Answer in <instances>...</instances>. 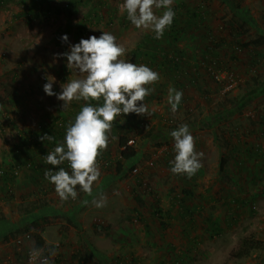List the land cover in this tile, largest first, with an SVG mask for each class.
<instances>
[{
  "label": "rangeland",
  "instance_id": "rangeland-1",
  "mask_svg": "<svg viewBox=\"0 0 264 264\" xmlns=\"http://www.w3.org/2000/svg\"><path fill=\"white\" fill-rule=\"evenodd\" d=\"M48 1V5L34 9L28 17L24 7L16 2L0 7V58H3L0 60V128L4 129L0 133V166L7 168L18 164L19 173L15 179L20 189L28 184V175H35L30 184L39 191L36 195L32 189L34 194L29 199L22 201L20 198L16 202L11 197L13 187L6 191L0 182V264L26 263V253L35 247V241L33 237L22 244L16 240L26 231L40 235L43 243L37 249L42 250L50 264H132V259L138 264H170L182 253L187 255L184 264H264V253H252L239 261L229 259L240 237L252 235L264 240V164L261 156L264 154V42L260 48L241 52L229 50V45L236 41L245 43L264 38V0H173L171 7L180 3L192 11L201 7L208 17L199 27L191 20L181 23L183 26L175 42L171 43L168 36L163 35L155 39V45L159 50H172L182 62L191 63L189 76L199 79V90L190 83H185L183 89L176 88L166 76H161L156 84L159 90L147 96L161 92L158 98L147 100L149 112L155 115L153 119L145 117L143 120L148 122L149 129L141 127L140 120L123 115L117 117L124 122L123 132L133 126L135 130L130 135L135 136L140 127L144 129L142 140L136 135L138 140L132 145L135 161L126 164L121 173L115 172L117 140L111 137L117 135L109 133L108 147L97 159L100 176L92 185V195L88 196L77 186V198L63 203L54 185L43 176L45 169L38 173L28 171L22 152L10 153L18 131L29 126L37 131L47 110L52 111V107L62 102L55 95H46L43 86L54 78L52 91L59 95L62 86L76 73L66 67V58L60 55L68 52L70 46L107 32L125 48L120 59L133 63L130 53L136 44L155 33L131 24L126 12L120 11L124 0H101L104 6L94 10L91 15L94 20L86 22L83 16L88 7L77 5L80 0H74L76 5L73 4L71 16L56 12L70 0ZM46 8L50 9V14H43ZM164 10L153 8L157 16ZM184 12L185 8H181L180 13ZM108 17L111 23L106 24ZM81 22H84L85 32L83 37H77L76 29ZM214 29V37L224 39L226 44L219 49L222 66L227 64L228 70L242 80L236 90L227 94H219L209 76L196 75L195 64L204 46L201 42L206 39L207 31ZM64 35L68 37L67 42L61 40ZM207 42L206 39L204 43ZM232 55L235 62L229 59ZM252 61L257 63L251 64ZM150 68L157 72L155 67ZM170 87L183 93L175 113L168 104ZM205 88L210 92L204 98L200 91ZM161 117L171 118L175 126L165 127ZM184 124L188 125L193 137L207 140L200 145L204 154L200 161L202 166L191 178L170 171V161L175 156L170 133ZM114 131L121 135L119 130ZM237 140L248 145V149L242 153L245 157L242 177L237 174L232 179L233 163L225 166L223 174H218L217 168L221 155L229 152L227 145L235 146ZM158 144L162 146L157 147ZM195 150L200 152L197 147ZM135 167L140 171L137 174L132 172ZM139 177L142 178L140 185ZM207 184L212 185L215 196L212 201L203 202L197 194L203 193ZM181 189L190 190L194 195L190 193L188 198ZM219 192L222 195L219 196ZM175 194L188 198L186 206H196V211L187 214L180 213L179 208L174 211L172 204L183 206L173 201ZM100 196L106 198V206L97 208L92 201L99 200ZM136 197L143 205L137 203ZM155 198L164 209L160 216L154 215ZM85 200L87 204L83 203ZM42 202L47 206L38 208V203ZM230 213L234 215L231 220ZM206 217L217 220L222 233L214 236L204 220ZM191 241L196 245H191ZM53 250L54 254L49 255Z\"/></svg>",
  "mask_w": 264,
  "mask_h": 264
},
{
  "label": "clouds",
  "instance_id": "clouds-1",
  "mask_svg": "<svg viewBox=\"0 0 264 264\" xmlns=\"http://www.w3.org/2000/svg\"><path fill=\"white\" fill-rule=\"evenodd\" d=\"M173 0H124L120 11L127 14V19L137 29L151 30L155 39H161L164 31L174 19ZM165 9L162 15L154 14L153 8ZM68 41L67 35L61 37ZM125 48L116 43V37L102 32L98 38L90 36L81 39L78 44L70 46V50L60 54L66 58V67L83 78L73 79L62 86L57 95L52 91L53 79L43 86L48 96H56L63 101L66 109L73 101H85L79 113L66 129L63 143L58 144L52 152L49 149L44 157L47 164L57 167L68 162L71 173L59 168L58 171L46 170L44 177L54 185L55 193L61 203L77 198L76 188L92 195V185L100 176L97 157L108 147L109 133L118 116L135 113L138 116H149L148 107L143 103L152 89L146 87L159 80V74L145 65L125 62L120 57ZM183 93L169 88L168 104L175 113L181 102ZM102 100V106H92L89 101ZM174 141L175 156L170 161V171L174 175H185L191 178L201 168L202 152L195 150V139L188 125H180L170 133ZM41 141L52 142L53 136L44 135ZM113 141L117 140L112 136ZM13 166V165H12ZM9 169V168H6ZM15 178V176H14ZM87 204L88 201H83ZM97 208L106 206V198L100 196L93 199ZM54 250L49 253L53 255ZM42 250L32 248L30 256L35 260L41 257ZM39 264H50L47 257L39 260Z\"/></svg>",
  "mask_w": 264,
  "mask_h": 264
},
{
  "label": "trees",
  "instance_id": "trees-1",
  "mask_svg": "<svg viewBox=\"0 0 264 264\" xmlns=\"http://www.w3.org/2000/svg\"><path fill=\"white\" fill-rule=\"evenodd\" d=\"M232 2H235V0H229ZM10 2H16L18 3V5H21L22 7H24V13H26L27 17L28 16H32V11L36 8L39 7H43L44 5H48L49 1L48 0H0V7L3 5H6L7 3ZM75 3L74 0H70L69 2H66L64 7H60V9H56L57 13H64L67 16H71L73 14V4ZM78 4H85L88 7V12L85 13V15L83 16V20L86 21H91L94 20L91 15L94 14V10L96 8H100L101 6H104V2L101 0H80L77 2ZM235 4V3H234ZM76 5V3H75ZM235 7L237 8V6L235 5ZM30 8H32L30 10ZM181 8H185V12L182 15L180 13ZM172 10L175 13L174 19L172 24L167 27L164 31L163 35L168 36L169 40L171 43L175 42V40H177L178 35L181 31V26H183V22H188V21H193L195 27H199V24L201 21L204 20V18L206 19L208 17V14L206 13V15H204V13L201 10V7L197 8V10L195 9L194 11H192L190 8L185 7L184 3H180L175 7H172ZM43 14H50V9L46 8ZM98 15V13H97ZM239 17V16H238ZM68 18V17H67ZM243 21V20H242ZM84 22H81L77 29H76V36L77 37H82L83 33H84ZM111 23V17H108L106 24ZM153 32V31H152ZM154 33V32H153ZM155 35L151 34V35H147L144 38H142L137 44L136 47L133 49L132 53H130V55L132 56V60L133 63H135L137 66L139 65H145L147 67L150 68L151 67H155V70L160 74L159 78L161 76H166L170 83L173 84V86L175 85L176 88H180L183 89V85H185V83H190L191 85H194L196 87L197 90H199V79H197V77H193V76H189V72H188V68H190L192 65L189 61H185L182 62V59L180 58L179 55H177L178 53L176 52H172L169 50H159L156 45H155ZM76 37V38H77ZM203 38V37H202ZM205 38L208 40L207 43H204V38L203 41L201 43H203V50H202V55L199 56L200 59L202 60H206L209 61L210 63H215L216 67L218 70L224 71V72H232L229 71L228 68L226 67L227 64H225L224 66H222L223 64H221V59H220V54H219V49L223 46H225V40L222 38H215L213 33L210 32L209 30L207 31V33L205 34ZM202 40V39H201ZM200 40V41H201ZM264 42V38H257V39H253V40H249L245 43H240V42H235L236 44L229 45L230 48L229 50L232 52H241L242 50H249L252 48H256L260 45H263ZM3 59V58H2ZM2 59L0 58V60L2 61ZM199 59V60H200ZM230 60L232 61H236L235 58L233 57V55L231 57H229ZM198 60V61H199ZM253 60V57H252ZM198 61L195 64V69H197V73L196 75H200L201 69L198 65ZM233 62V63H234ZM257 62L252 61L251 64H256ZM238 75V74H237ZM201 76V75H200ZM209 76V75H206ZM239 76V75H238ZM254 80V79H253ZM156 83L151 84L150 89H152V91H156L159 90V88H156ZM215 88H219V84H214ZM162 86V85H160ZM147 87V86H146ZM153 91V92H154ZM208 92H210V90L207 88H205V90H201L200 94L204 95L203 97H207L206 95L208 94ZM160 93H157L155 95V93L151 94V97H145V103L152 99L158 98L160 96ZM211 94V93H210ZM155 95V96H154ZM151 99V100H152ZM92 106H98L99 104L102 105L103 102L100 103V101H98V103L95 104L94 102H90ZM86 103H84L85 105ZM136 120H140V125L141 127H143L144 129H149L148 127V122L143 121L144 119L141 118L143 116H138L135 113H131V114H127V115H123V116H127ZM135 115V116H134ZM122 116V115H121ZM120 117V116H118ZM128 117V118H129ZM145 118V116H144ZM44 119L43 121H41L40 124H38V128L36 129L37 131H34V136L32 137L33 141H41L40 137L44 136V135H50L54 137V140L52 142H48V141H43L44 143L51 144L50 147H47V150H54L56 142H61L58 141L61 139L62 135L66 134V129L70 124L65 123L64 120L59 119V117H54V118H50V117H46L43 116ZM160 121H164V125L165 127H173L175 126V121L172 120L171 118H163L161 117ZM143 125V126H142ZM124 124H119L118 119L116 118L115 121L113 122V126H112V130H119V132H121L119 135L117 132L113 131L114 135H117L118 139H117V150H118V157L115 161V166L113 169H115L116 173H121L123 171V167H125L126 164H129L131 162L135 161V152H134V148L132 146H128L127 142L129 139H133V141L138 140L135 136L138 135L140 138L139 140H142V137L144 136L142 134L143 130L140 127V131L136 132L135 136L130 135L131 132H133L135 130V128L132 126L131 128H129L127 131H124ZM137 131V130H136ZM4 129L0 128V133H3ZM31 131H28L27 129H23L22 131H18L17 134V138H16V142L13 144V147L10 150V153L12 151L11 154H15L18 155V153L22 152L23 149V142L25 140V138H29V136L31 134H29ZM150 131H148L147 133V137ZM21 133V134H20ZM32 136V135H31ZM31 139V138H29ZM227 143V142H225ZM157 147H161L162 145L158 144L156 145ZM229 152L228 153H224L223 155H221V157L219 158V163H218V174H223L225 171V166H227L228 162H233V163H238L243 165V161H245V157H243L242 153L245 152V150L248 149V145L244 144V142L237 140V144L235 146L233 145H227ZM174 148V147H172ZM38 152H41V150H39ZM103 153V151L101 152V154ZM248 153V152H247ZM100 154V155H101ZM100 155L97 157V159L100 157ZM239 156V157H238ZM263 157V164H264V154L261 155ZM18 157L14 159V163L17 162ZM42 162V161H41ZM110 160L107 162L108 167H110ZM16 164V163H15ZM26 164V163H25ZM18 165V164H17ZM40 165L43 166V164L41 163ZM132 165V164H130ZM12 165L7 166V168H11ZM19 166V165H18ZM39 165H37L38 167ZM26 167V165H25ZM69 167L68 163L64 164L63 166L59 165L54 169H49L51 171H58L59 168H67ZM243 168V166H241ZM6 169L5 167L0 166V169ZM36 168V167H35ZM40 166L37 168V173L40 172ZM48 170L45 169V171ZM30 171V170H28ZM43 171V176H44V172ZM34 172V171H32ZM35 172V173H36ZM217 174V175H218ZM33 176V175H32ZM35 176V175H34ZM14 176H12L11 173L9 172H5L4 175H0V182L3 186V188H5L6 191H8V187L10 186L12 180H13ZM36 178V177H34ZM138 184H141V178L139 177L137 179ZM209 188L208 187V192H209ZM182 193L185 194L186 193V197L190 198L192 193L190 190H184L181 189ZM193 194V193H192ZM194 195V194H193ZM197 197L201 200V201H212L211 199L212 194L211 193H198ZM173 198H175L176 202L178 204H181L186 210L180 211V213H184L187 214V212L190 211H196L197 207H192L191 205L186 206L187 202H188V198H180L177 196L173 195ZM137 203L139 205H143V202L141 201L140 198L136 197L135 198ZM39 205L37 206L38 208H43L45 206H47V204L45 203H38ZM233 204V203H230ZM36 207V208H37ZM154 215L158 214V216H160L161 213V208H160V201L159 199L155 198L154 199ZM233 213L231 215H229V219L231 220L233 218ZM205 222L208 223L210 230L212 231V234L214 236H218L220 233H222V229L221 227L218 225L217 220H211L209 217H206ZM161 224L163 225L164 223L161 222ZM28 232V231H26ZM32 237L35 241V247L36 248H40L42 246V239L40 237L39 234H32ZM191 245H196V242L191 241L190 242ZM252 253H264V240H260V239H256L254 238L252 235H245L243 237L239 238V241L236 245V247L231 251V253L229 254V259L232 261H239L242 259H246L248 258ZM185 253H182L180 255H177L176 257H174L173 261H171L170 264H184L185 262V256H187L186 254L183 255ZM80 260V258H79ZM81 263V260H80ZM82 264V263H81ZM132 264H138V262L135 259H132Z\"/></svg>",
  "mask_w": 264,
  "mask_h": 264
},
{
  "label": "crops",
  "instance_id": "crops-1",
  "mask_svg": "<svg viewBox=\"0 0 264 264\" xmlns=\"http://www.w3.org/2000/svg\"><path fill=\"white\" fill-rule=\"evenodd\" d=\"M207 19V18H206ZM84 32H85V30H84ZM212 33H214L215 34V29L212 31ZM83 35H84V33H83ZM217 36H218V34H217ZM83 37V36H82ZM260 47H262V45H260V46H258L257 48H260ZM71 76V75H70ZM78 78H83L80 74H78L77 72L75 73V74H72V76L70 77V81L71 80H73V79H78ZM69 80V79H68ZM60 81L61 82H65V79L64 78H60ZM145 100V99H144ZM91 101H89V102H87V103H90ZM92 102H94V101H92ZM101 102H103L102 100H100V103ZM84 103H86L85 101H83V100H81V101H73V102H71L70 103V105L66 108V109H63V101L61 102V103H57L58 104V106H55L54 107V109H53V107H52V111H50V110H47V112L45 113V115L44 116H46V117H50V118H54V117H59V119H62V120H64L65 121V123H67V124H71L72 122H74V120H75V117H76V115L79 113V111H80V109L83 107V106H85L84 105ZM96 103H98V101H95V104ZM143 103L145 104V105H147V102L145 103V101H143ZM99 104V103H98ZM98 106H102V105H98ZM94 107H96V106H94ZM135 116V115H134ZM128 117H129V115H128ZM145 117H151V119H153V118H155V115H154V113L152 112H150V115L149 116H147V115H145ZM141 118H143V119H146V118H144V116L143 117H141ZM119 122V124H124V122H120V121H118ZM28 131H31L29 134H31L30 136H29V138H31V139H29V138H25V140H24V144H23V149H22V156L21 157H24V160H25V162H26V169L27 170H30V171H34V172H36L37 171V168L40 166L41 168L40 169H42V170H44V169H54L55 170V168L56 167H53V166H51V165H49V164H47L46 163V161H45V159H44V157L46 156L45 154H46V151H47V147H50L51 146V144H48V142L47 143H44L43 141H33V139H32V137L35 135L34 134V131H35V129H32V127L31 126H29V127H27L26 128ZM113 131L114 130H111V132H110V135H114L113 134ZM195 137H194V139H195V147H197V148H199V151L201 152V148H200V145H203L204 143H206L207 142V140L206 141H204L203 139H201V138H199L198 136H196V135H194ZM64 137H65V135H62V137H61V139L60 140H58V141H61V142H56V145H55V147L56 146H58V144H60V143H63V141H64ZM39 150H41V152H38ZM0 159L2 160V158L0 157ZM42 161V162H41ZM43 164V166L42 165H40V164ZM68 162H64L63 164H61L62 166L64 165V164H67ZM228 163H230V162H228ZM227 163V165H229ZM231 163H233V162H231ZM37 165H39L38 167H37ZM60 165V166H61ZM235 165H236V167H235ZM242 165L241 164H239V162L237 163H233V167L230 169V171L232 172V179H235V176H237V174H238V177L239 178H241L242 177V174H243V168L241 167ZM36 167V168H35ZM36 170V171H35ZM65 171H70L71 169H70V167H67V168H65L64 169ZM245 174V173H244ZM35 176H32V175H28V178H27V182H28V184L23 188V189H20V183H19V181H17L15 178H13V180H12V182H11V184H10V186H9V188H11V187H13V190H14V192L12 193V199L14 200V201H16L17 202V200H19L20 198L22 199V201H24V200H27V199H29L30 198V196L32 195V194H34V193H32V189L35 191V188H36V186H33V185H31L30 184V179H32V178H34ZM245 177H246V175H245ZM49 182V181H48ZM23 184H25V182L23 183ZM38 184H41L42 185V183H41V181H39V183ZM207 186H208V184H207ZM3 187V186H2ZM19 187V188H18ZM208 187H210L209 188V192L207 191L208 190V188H206L205 189V191L204 192H206V193H211L212 194V197L214 198V196L215 195H213L214 193H213V191H212V185L211 186H208ZM222 191H224V190H222ZM36 192V191H35ZM38 192L39 191H37L35 194L36 195H39L38 194ZM17 194V195H16ZM184 196H186V193L185 194H183ZM220 195H222V194H220V192H219V196ZM174 196H177L176 194L174 195ZM37 197V196H36ZM40 197V196H39ZM38 197V198H39ZM213 198L211 199V200H213ZM34 199V198H33ZM184 199V198H183ZM12 200V201H13ZM173 201L174 202H176V200H175V198L173 199ZM214 202V201H213ZM177 203V202H176ZM172 204V203H171ZM172 206H173V210L175 211L176 210V208H179L180 209V211H183V210H186L184 207H178L177 206V204H172ZM160 208H161V205H160ZM170 210V209H169ZM164 212V209H161V213H160V215L162 214ZM182 215V214H181ZM162 216H164V215H162Z\"/></svg>",
  "mask_w": 264,
  "mask_h": 264
},
{
  "label": "built area",
  "instance_id": "built-area-1",
  "mask_svg": "<svg viewBox=\"0 0 264 264\" xmlns=\"http://www.w3.org/2000/svg\"><path fill=\"white\" fill-rule=\"evenodd\" d=\"M198 65L201 69V72L205 75H209V77L212 79L214 84H217V85L219 84V88H216L219 94H227V93H230L236 90L242 82L241 78L237 74L232 73V72L229 73V72L218 70L214 62L210 63L209 61L200 59L198 61ZM133 144H134L133 139H129L127 142V145L132 146ZM49 152H52V150L48 151L47 154ZM149 165H152V161L149 163ZM5 172L11 173L12 176H17L19 173V166L13 165L11 166L10 169H3V168L0 169V175H4ZM132 172L134 174H137L140 171H138V169L135 167L132 169ZM8 191H9V187H8ZM17 238H18L16 239L17 243L22 244L25 241H31L32 235L31 233L26 232L22 236L17 237ZM32 248H36V247H32ZM32 248H30L26 253V258H25L26 263L25 264H39V260L45 257L44 255H41V257L34 260L30 256V250Z\"/></svg>",
  "mask_w": 264,
  "mask_h": 264
}]
</instances>
